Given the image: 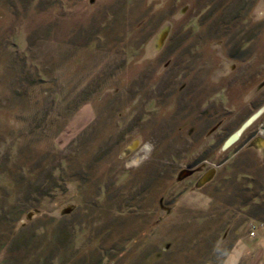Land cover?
Returning a JSON list of instances; mask_svg holds the SVG:
<instances>
[{
	"label": "rangeland",
	"instance_id": "1",
	"mask_svg": "<svg viewBox=\"0 0 264 264\" xmlns=\"http://www.w3.org/2000/svg\"><path fill=\"white\" fill-rule=\"evenodd\" d=\"M6 235L0 264H221L264 240V0H0Z\"/></svg>",
	"mask_w": 264,
	"mask_h": 264
},
{
	"label": "crops",
	"instance_id": "2",
	"mask_svg": "<svg viewBox=\"0 0 264 264\" xmlns=\"http://www.w3.org/2000/svg\"><path fill=\"white\" fill-rule=\"evenodd\" d=\"M251 242L248 240H235L224 256L221 264H264V251L262 246L264 240L256 241L257 243L254 242L255 244H251Z\"/></svg>",
	"mask_w": 264,
	"mask_h": 264
},
{
	"label": "clouds",
	"instance_id": "3",
	"mask_svg": "<svg viewBox=\"0 0 264 264\" xmlns=\"http://www.w3.org/2000/svg\"><path fill=\"white\" fill-rule=\"evenodd\" d=\"M155 148V145L152 144L151 142L145 143L142 146L141 151L144 153L143 156L140 157V159H133L131 161V164L135 167H140L143 164L147 163L148 160L151 158V154Z\"/></svg>",
	"mask_w": 264,
	"mask_h": 264
},
{
	"label": "water",
	"instance_id": "4",
	"mask_svg": "<svg viewBox=\"0 0 264 264\" xmlns=\"http://www.w3.org/2000/svg\"><path fill=\"white\" fill-rule=\"evenodd\" d=\"M253 117V116H252ZM251 117V118H252ZM250 120V119H249ZM249 120H247L242 126H241V128H240V130H242L247 124H248V122H249ZM239 130V131H240ZM237 136H238V132H236V133H233L225 142H224V144H223V146H222V148H227L230 144H232L236 139H237ZM212 172V174H213V171H211ZM211 172L210 173H208V174H210L207 178H206V176H207V174L205 175V177L203 178L204 179V181H206L210 176H211Z\"/></svg>",
	"mask_w": 264,
	"mask_h": 264
},
{
	"label": "trees",
	"instance_id": "5",
	"mask_svg": "<svg viewBox=\"0 0 264 264\" xmlns=\"http://www.w3.org/2000/svg\"><path fill=\"white\" fill-rule=\"evenodd\" d=\"M255 196H253V198H254ZM24 213V212H23ZM7 236V235H6ZM9 235L6 237V238H1V240H0V251L2 250V249H5V248H8L9 246H11L13 243L11 242V241H9ZM12 243V244H11ZM16 243V242H15ZM231 245L232 244H230L229 245V247L227 248V252H228V250L231 248ZM226 252V253H227ZM50 261L51 259H50V257L46 260V262L47 261ZM46 264V263H45Z\"/></svg>",
	"mask_w": 264,
	"mask_h": 264
},
{
	"label": "built area",
	"instance_id": "6",
	"mask_svg": "<svg viewBox=\"0 0 264 264\" xmlns=\"http://www.w3.org/2000/svg\"><path fill=\"white\" fill-rule=\"evenodd\" d=\"M250 234L253 235V232H251Z\"/></svg>",
	"mask_w": 264,
	"mask_h": 264
}]
</instances>
